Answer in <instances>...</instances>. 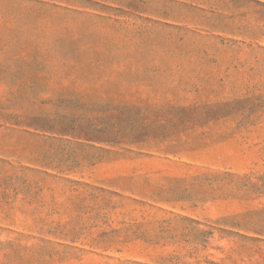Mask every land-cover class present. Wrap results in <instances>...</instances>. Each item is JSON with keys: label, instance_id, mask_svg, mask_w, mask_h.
<instances>
[{"label": "rangeland", "instance_id": "obj_1", "mask_svg": "<svg viewBox=\"0 0 264 264\" xmlns=\"http://www.w3.org/2000/svg\"><path fill=\"white\" fill-rule=\"evenodd\" d=\"M0 264H264V0H0Z\"/></svg>", "mask_w": 264, "mask_h": 264}]
</instances>
